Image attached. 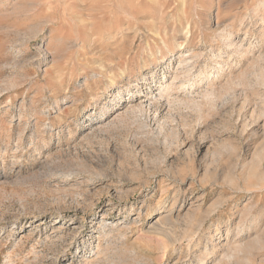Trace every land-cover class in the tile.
<instances>
[{
  "label": "rangeland",
  "instance_id": "1",
  "mask_svg": "<svg viewBox=\"0 0 264 264\" xmlns=\"http://www.w3.org/2000/svg\"><path fill=\"white\" fill-rule=\"evenodd\" d=\"M0 264H264V0H0Z\"/></svg>",
  "mask_w": 264,
  "mask_h": 264
}]
</instances>
